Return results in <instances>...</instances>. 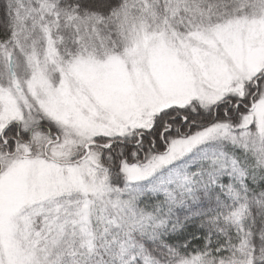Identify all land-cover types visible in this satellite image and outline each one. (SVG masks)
I'll return each mask as SVG.
<instances>
[{
    "label": "snow or ice",
    "instance_id": "obj_1",
    "mask_svg": "<svg viewBox=\"0 0 264 264\" xmlns=\"http://www.w3.org/2000/svg\"><path fill=\"white\" fill-rule=\"evenodd\" d=\"M0 264H264V0H0Z\"/></svg>",
    "mask_w": 264,
    "mask_h": 264
}]
</instances>
